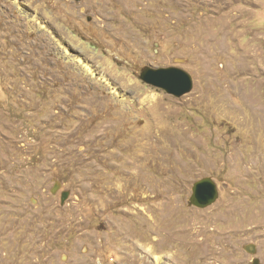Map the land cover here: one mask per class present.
<instances>
[{
	"label": "rangeland",
	"instance_id": "374dc122",
	"mask_svg": "<svg viewBox=\"0 0 264 264\" xmlns=\"http://www.w3.org/2000/svg\"><path fill=\"white\" fill-rule=\"evenodd\" d=\"M145 66L193 87L170 94ZM205 176L219 197L201 208ZM255 258L264 0H0V264Z\"/></svg>",
	"mask_w": 264,
	"mask_h": 264
},
{
	"label": "water",
	"instance_id": "95a60500",
	"mask_svg": "<svg viewBox=\"0 0 264 264\" xmlns=\"http://www.w3.org/2000/svg\"><path fill=\"white\" fill-rule=\"evenodd\" d=\"M140 77L147 83L163 88L170 94L180 97L189 92L193 87L192 75L180 66L152 67L145 66ZM69 191H63L61 195L62 202L69 196ZM219 197V188L217 182L211 176H205L196 180L192 185V194L190 203L194 206L205 208L212 205ZM250 253L256 252L253 244L245 247ZM250 264H261L258 258H255Z\"/></svg>",
	"mask_w": 264,
	"mask_h": 264
},
{
	"label": "bare ground",
	"instance_id": "6f19581e",
	"mask_svg": "<svg viewBox=\"0 0 264 264\" xmlns=\"http://www.w3.org/2000/svg\"><path fill=\"white\" fill-rule=\"evenodd\" d=\"M226 109V108H225ZM243 120V119H242Z\"/></svg>",
	"mask_w": 264,
	"mask_h": 264
}]
</instances>
